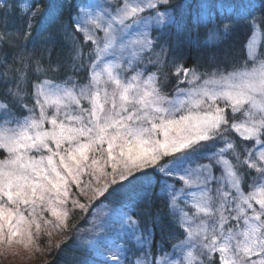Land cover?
Returning <instances> with one entry per match:
<instances>
[{
  "label": "snow or ice",
  "instance_id": "obj_1",
  "mask_svg": "<svg viewBox=\"0 0 264 264\" xmlns=\"http://www.w3.org/2000/svg\"><path fill=\"white\" fill-rule=\"evenodd\" d=\"M262 38L264 0H0V249L264 264Z\"/></svg>",
  "mask_w": 264,
  "mask_h": 264
},
{
  "label": "trees",
  "instance_id": "obj_2",
  "mask_svg": "<svg viewBox=\"0 0 264 264\" xmlns=\"http://www.w3.org/2000/svg\"><path fill=\"white\" fill-rule=\"evenodd\" d=\"M247 38L248 37L244 32H238L237 34L229 38V40L226 42L224 47L229 48V51L231 52V54L237 59H239L240 57L243 56V46ZM262 42L264 43V38H262ZM51 240H52V243L55 244L56 242L63 240V237L61 235H56L54 233ZM69 243L71 245V242ZM41 247L45 249L44 252L42 253L34 252V255L37 256V258L39 259L38 261H40L37 264H48V262H54V264H65V259L63 258V256L71 254V247L62 249L63 255L59 257L56 255L54 248L51 250L52 254L51 255L48 254L49 249H48L47 243L41 242Z\"/></svg>",
  "mask_w": 264,
  "mask_h": 264
},
{
  "label": "rangeland",
  "instance_id": "obj_3",
  "mask_svg": "<svg viewBox=\"0 0 264 264\" xmlns=\"http://www.w3.org/2000/svg\"><path fill=\"white\" fill-rule=\"evenodd\" d=\"M248 39V38H247ZM261 49H264V43H261ZM244 54V46H243ZM42 243H47V238L41 240ZM13 252L18 251L19 255H12L6 253L3 249H0V264H37L39 259L33 253L24 251L23 249H13Z\"/></svg>",
  "mask_w": 264,
  "mask_h": 264
}]
</instances>
